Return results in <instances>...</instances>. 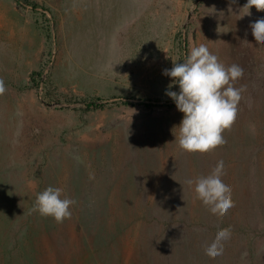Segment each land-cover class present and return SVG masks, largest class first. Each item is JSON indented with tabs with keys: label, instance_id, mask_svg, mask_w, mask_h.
<instances>
[{
	"label": "rangeland",
	"instance_id": "374dc122",
	"mask_svg": "<svg viewBox=\"0 0 264 264\" xmlns=\"http://www.w3.org/2000/svg\"><path fill=\"white\" fill-rule=\"evenodd\" d=\"M230 3L0 0V264H264V11ZM200 44L243 69L241 100L226 143L190 153L164 70ZM221 160L222 217L187 183ZM49 186L75 201L63 223L34 210Z\"/></svg>",
	"mask_w": 264,
	"mask_h": 264
},
{
	"label": "clouds",
	"instance_id": "9594fccd",
	"mask_svg": "<svg viewBox=\"0 0 264 264\" xmlns=\"http://www.w3.org/2000/svg\"><path fill=\"white\" fill-rule=\"evenodd\" d=\"M236 0H231V4ZM264 11V0H247L241 8L248 11L240 16L250 15V9ZM252 35L259 43H264V18L251 23ZM171 69H165L164 75L172 78L173 84L179 85V92L168 90L166 94L176 103L184 117L179 125V147L190 153H207L217 146L226 143L222 133L230 130L238 114L241 100L240 89L234 83L243 76V69L236 64L225 66L209 48L200 44L191 47L182 63L175 60ZM172 85H169L171 89ZM6 91L3 80H0V95ZM176 137V133L174 132ZM177 138V137H176ZM224 163L219 161L206 177L195 182V193L210 212L224 216L234 206L231 187L222 181ZM74 200L63 196V189L49 186L37 194L34 210L41 216L53 217L55 222L63 223L70 219V207ZM231 237L230 228L220 229L210 245L205 247V254L215 258L223 253L222 241Z\"/></svg>",
	"mask_w": 264,
	"mask_h": 264
},
{
	"label": "trees",
	"instance_id": "16d2710c",
	"mask_svg": "<svg viewBox=\"0 0 264 264\" xmlns=\"http://www.w3.org/2000/svg\"><path fill=\"white\" fill-rule=\"evenodd\" d=\"M39 73V72H35ZM85 105L88 108H99L106 105L107 100L105 98H97V99H91V100H84Z\"/></svg>",
	"mask_w": 264,
	"mask_h": 264
}]
</instances>
